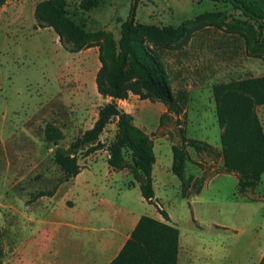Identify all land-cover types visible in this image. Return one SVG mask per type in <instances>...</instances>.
Instances as JSON below:
<instances>
[{
	"label": "rangeland",
	"instance_id": "1",
	"mask_svg": "<svg viewBox=\"0 0 264 264\" xmlns=\"http://www.w3.org/2000/svg\"><path fill=\"white\" fill-rule=\"evenodd\" d=\"M43 1L4 0L0 5V264L47 260L44 248L49 237H57L54 226L73 220V210L62 201H72L75 193L89 192L95 200L109 199L135 213L161 216L137 187L126 188L134 180L131 174L109 170L105 159L115 139V121L99 137L102 149L89 155L86 149L77 152L81 175L64 182L54 162L56 150L68 151L110 102L95 85L99 47L104 34L118 42L120 24L135 0H101L88 12L80 10L81 0H63L64 24L81 27L87 36V47L77 53L68 52L52 28L38 25L34 11ZM135 20L137 47L159 57L171 91L179 97L176 114L145 99L138 79L131 77L124 87L140 95L128 92L127 100L117 101L132 125L145 129L152 147V139L160 138L154 147V175L159 166L164 178L154 186L157 203L180 229L189 264H259L264 251V174L251 194L238 195L236 178L219 175L200 196L183 198L169 170L171 146L181 143L182 133L212 145L202 152L189 150L194 166L186 169L191 177L181 186L184 196L224 172V128L217 120L216 93L223 104L246 103L264 128V105H256L248 92L236 87L264 78V31L222 2L141 0ZM181 28L185 33L179 42H157ZM124 156L129 167L130 155ZM195 167L206 171L193 179Z\"/></svg>",
	"mask_w": 264,
	"mask_h": 264
},
{
	"label": "trees",
	"instance_id": "2",
	"mask_svg": "<svg viewBox=\"0 0 264 264\" xmlns=\"http://www.w3.org/2000/svg\"><path fill=\"white\" fill-rule=\"evenodd\" d=\"M101 0H81L79 8L83 12L94 9ZM131 5L129 16L120 24V38L115 42L111 34H104L103 44L99 47L101 64L95 76V85L99 95L109 98L110 102L101 107L92 128L77 138L63 152L56 150L54 162L62 173L64 182L80 173L77 162L78 151L86 149L89 155L103 148L99 137L104 129L116 122L114 141L107 147L109 167L114 170L129 169L133 179L138 182L142 198L152 204L154 191L152 186V167L155 163L153 147L145 134L135 128L132 118L122 111L117 101H125L128 92L140 93L134 88L125 89L124 85L131 77L139 81V88L146 92L145 99L158 102L178 114V99L171 91L163 63L150 50L137 47L135 41V12L138 3ZM230 4L243 16L254 21L260 31H264V0H197ZM4 0H0L2 5ZM63 0H45L36 5L34 17L40 27L52 28L60 43L70 53H77L87 47V36L81 27L67 26L63 22ZM148 30L156 28L142 26ZM185 30H170V36L157 40L158 43L171 45L184 37ZM151 42H155L151 40ZM236 87L248 92L256 105H264V78L241 82ZM217 120L224 128L220 136L222 146V164L224 172L237 177V194L253 193L264 174V130L255 113L246 103L238 105L223 104L219 94H215ZM211 146L205 142L186 138L181 133V143L171 147V172L183 183L184 169L190 161L187 148L202 152ZM125 153H129L131 165L125 166ZM200 189V188H199ZM199 189L196 193L199 192ZM45 194H40L43 196ZM162 217L167 215L160 211ZM179 231L173 226L143 216L126 241L119 254L110 264H177ZM259 264H264V255Z\"/></svg>",
	"mask_w": 264,
	"mask_h": 264
},
{
	"label": "crops",
	"instance_id": "3",
	"mask_svg": "<svg viewBox=\"0 0 264 264\" xmlns=\"http://www.w3.org/2000/svg\"><path fill=\"white\" fill-rule=\"evenodd\" d=\"M140 129L145 134H148L146 133L143 127H140ZM159 139H152L153 154H154V147L157 145ZM190 149L192 148L186 149L190 161H188L185 165V169H184L185 179L191 177L190 175L186 174V169L188 165L194 166L190 164L191 160H193L191 153L189 152ZM107 159H108V155L105 159L106 162ZM220 162H222V159H220ZM155 165H158V161L156 157H155V163L152 167L153 191L157 181L164 178L163 176L164 172L159 166H158V170L155 172L154 175ZM82 170L83 169L80 168V173L77 176L81 175ZM109 170L112 172H125L130 174V172L127 169L118 171L109 167ZM205 171L206 168L201 169L199 167H195L194 168L195 173H193L194 174L193 179H195L196 177H201V175ZM169 173L172 174L171 168L169 170ZM166 175H168L167 172ZM219 175H233L237 181V177L235 174L233 173L227 174L225 172H222L214 175L213 177L205 179L198 193L184 196L181 190V182L178 180L181 196L183 198L200 196L206 184L213 181L215 178L219 177ZM77 176H75L72 179H75ZM135 187L139 189V184L138 182L133 180L131 183H129V185L126 188H135ZM254 192L255 190L253 191V193ZM246 194H238V195L243 196ZM75 196L76 197L72 201L66 199L62 201V204H65L66 206L70 207L73 210V220L68 223H65L64 226H54L57 228L58 231L57 237L56 238L49 237V239L47 240L44 248L45 250L43 253L47 255L46 258L47 260L45 261L42 260L41 264H110V262L119 254L120 250L122 249L126 241L130 238V235L133 232L134 228L136 227L140 218L146 215H143L141 213H135L131 207L123 205L116 201H112L104 198L95 200L93 194L89 192L75 193ZM157 201H158V196L154 192V197L152 199V202L156 204L159 212L163 211L167 215L168 220L164 219L162 215L159 216V218L150 217V216H146V217H149L153 220L159 221L169 226H173L178 229L179 238H178L177 264H189L186 257L187 247L186 244H184L186 241L182 242V234L180 229L178 228V226L172 223L171 221L172 219L170 215H168L165 212V210L162 209V207H160ZM263 255H264V251L262 253L261 259Z\"/></svg>",
	"mask_w": 264,
	"mask_h": 264
}]
</instances>
